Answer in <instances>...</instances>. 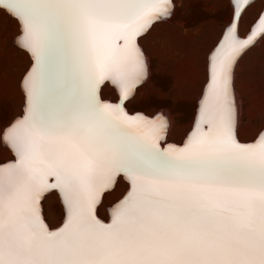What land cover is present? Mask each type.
<instances>
[{"label":"snow or ice","instance_id":"obj_1","mask_svg":"<svg viewBox=\"0 0 264 264\" xmlns=\"http://www.w3.org/2000/svg\"><path fill=\"white\" fill-rule=\"evenodd\" d=\"M231 2L195 124L182 146L162 148L164 118L130 116L123 102L147 75L137 38L172 0H0L33 60L24 115L3 134L16 159L0 164V264H264V131L240 142L232 94L264 13L244 39L237 18L250 0ZM54 55L66 72L55 103ZM105 80L115 103L97 95ZM120 175L128 188L105 222L102 197ZM50 189L64 206L56 227L39 208Z\"/></svg>","mask_w":264,"mask_h":264},{"label":"rangeland","instance_id":"obj_2","mask_svg":"<svg viewBox=\"0 0 264 264\" xmlns=\"http://www.w3.org/2000/svg\"><path fill=\"white\" fill-rule=\"evenodd\" d=\"M172 5L170 16L156 21L137 38L146 55L147 75L125 107L128 112L154 115L162 111L167 117L169 115L173 126L166 133L165 141L179 144L191 124H195L199 100L207 83L208 57L232 18L233 5L231 0H172ZM263 8L264 0H253L243 12L242 20L251 15L255 22ZM254 22L255 25L257 22ZM253 24L243 35L254 27ZM19 31L14 17L0 9V163L15 156L4 142L3 134L7 129L4 128L23 110L20 79L29 59L25 56L26 50L16 43ZM238 31L240 33V24ZM262 36L242 52L235 68L233 87L237 90L240 110L236 130L238 138L244 142L254 139L264 127ZM101 95L103 99L117 100L116 89L111 83L103 85ZM126 189L127 181L120 175L114 187L102 197L98 210L100 218L108 219L111 208L108 206ZM50 193L42 199V207L47 223L55 227L63 220L64 206L56 190Z\"/></svg>","mask_w":264,"mask_h":264},{"label":"bare ground","instance_id":"obj_3","mask_svg":"<svg viewBox=\"0 0 264 264\" xmlns=\"http://www.w3.org/2000/svg\"><path fill=\"white\" fill-rule=\"evenodd\" d=\"M253 0H250V3L252 2ZM249 6V4L248 5H245V9L247 8ZM263 10V9H262ZM245 11V10H244ZM243 11V12H244ZM243 12H242V14H243ZM260 13H261V11H260ZM260 13H259V15H260ZM242 14H241V16L240 17H238L237 18V22H238V28H239V24H240V20H241V17H242ZM258 15V16H259ZM258 16H257V18H258ZM256 18V19H257ZM256 19H255V21H256ZM258 23V22H257ZM257 23L254 25L253 24V26L255 27L256 25H257ZM252 26V27H253ZM253 29V28H252ZM252 29H251V31H252ZM239 30V29H238ZM251 31L250 32H248V34H246V35H243V36H241L240 34V37L241 38H244V39H246L247 37L246 36H248L250 33H251ZM223 33V32H222ZM238 33H239V31H238ZM246 37V38H245ZM263 37V36H262ZM261 36H258L257 38H256V40L255 41H257L259 38L261 39L262 38ZM222 38H223V35H222ZM221 38V39H222ZM254 41V42H255ZM259 41V40H258ZM257 41V42H258ZM139 42V41H138ZM253 42V43H254ZM219 44V43H218ZM217 44V45H218ZM216 45V46H217ZM138 46L140 47V45L138 44ZM140 49H141V51L143 52V50H142V48L140 47ZM215 49V48H214ZM214 49H212V51L214 50ZM143 55H144V53H143ZM145 56L146 55H144V60L146 59L145 58ZM238 59H239V57L237 58V60H236V63H235V66H234V70H233V74H232V94H233V97H234V101H235V105H236V110H237V126H238V117H240L239 116V104H238V101H237V99H239V97L237 98V96L238 95H236L237 93V90L235 91L234 90V87H233V84H234V76H235V68H236V64L238 63ZM145 64L147 65V62H146V60H145ZM207 79H208V73H207ZM65 82H66V72H65V67H64V64H63V61H62V59H61V57L60 56H58V55H54L53 56V58H52V60H51V65H50V77H49V89H50V92H51V97H52V100H53V102L55 103L56 102V100H57V93H58V90H60V89H62V88H64V86H65ZM206 82H207V80H206ZM106 83H111L110 81H108V80H106V81H104V83L103 84H101V86H100V90H99V97H100V99H102L103 100V97H102V95H101V90H102V87H103V85H105ZM112 84V83H111ZM138 86V85H137ZM137 86H136V88H137ZM115 87V86H114ZM24 89V88H23ZM115 89H116V87H115ZM135 90V89H134ZM134 90H133V92H134ZM116 92H117V98H118V95H119V91L116 89ZM133 94V93H132ZM131 97V96H130ZM130 97H129V99H130ZM201 97H202V94H201ZM201 97H200V99H201ZM25 98V99H24ZM23 104L25 103V105H24V107H23V110H22V112H24V110H25V106H26V93H25V90H24V96H23ZM128 99V100H129ZM128 100H126L124 103H123V107L124 108H126L125 107V104H126V102L128 101ZM108 102H114V101H116V100H107ZM199 102H200V100H199ZM198 106H199V104H198ZM199 111V110H198ZM126 112H128V110L126 109ZM128 113H131V112H128ZM143 115H147V117H145L144 116V118H146V120L147 121H158V119L160 118V117H163L164 118V120L166 121V123H167V127H166V129L162 132L163 134H165L166 135V133H168V131H169V129L171 128L172 129V126H173V124L171 123V121H169V119H168V117H170L169 115H168V117H167V115L166 114H164L162 111H158L157 112V114L153 117V118H150V117H148V116H152V115H148V114H145V113H143ZM21 119V118H20ZM194 120H196V117H195V119ZM240 120V119H239ZM194 123V122H193ZM192 123V124H193ZM192 124H191V126H190V129L192 128ZM194 126V125H193ZM189 129V130H190ZM236 129H237V127H236ZM237 131V130H236ZM163 134H162V137H163ZM187 134V133H186ZM186 136V135H185ZM238 136V135H237ZM3 139H4V135H3ZM163 139V138H162ZM239 139V138H238ZM240 140V142H244V141H242L241 139H239ZM253 140V139H252ZM183 141V140H182ZM182 141H181V143H182ZM4 142H5V140H4ZM245 142H248V141H245ZM6 143V142H5ZM175 144H177V143H175ZM175 144H170V145H175ZM180 144V143H179ZM6 145H9L8 143H6ZM160 145L161 146H163V144L161 143V141H160ZM10 146V145H9ZM167 147V146H166ZM11 148V147H10ZM11 150H12V148H11ZM12 152H13V150H12ZM14 153V152H13ZM14 157H16V156H13V158ZM127 188H128V182H127ZM57 191V193L60 195V193H59V190L57 189L56 190ZM107 192V191H106ZM105 192V193H106ZM47 193L49 194L50 192H46V194L44 193L43 194V198L44 197H46V195H47ZM51 194V193H50ZM41 197V198H42ZM60 197H61V195H60ZM42 198V199H43ZM42 199L40 200V214H41V216H42V218L45 220V222L47 223V221H46V219H45V216H44V213H43V207H42ZM61 201H62V203H63V200H62V198H61ZM108 219H109V217H108ZM107 219V220H108ZM48 224V223H47ZM49 225V224H48ZM57 226V225H56Z\"/></svg>","mask_w":264,"mask_h":264},{"label":"water","instance_id":"obj_4","mask_svg":"<svg viewBox=\"0 0 264 264\" xmlns=\"http://www.w3.org/2000/svg\"><path fill=\"white\" fill-rule=\"evenodd\" d=\"M264 12V8H263V10L261 11V13H260V15L262 14ZM260 15L258 16V18L256 19V21L255 22H257L258 20H259V17H260ZM254 22V23H255ZM18 36V34L15 36V38ZM247 37V36H246ZM245 37V38H246ZM33 63V62H32ZM32 63L30 64V66H29V68L27 69V71L24 73V75H23V77H22V79H21V81L23 80V78H24V76L28 73V71L30 70V68L32 67ZM106 81V80H105ZM104 82H102L101 84H103ZM101 84H99L98 85V89H97V95H98V97H99V90H100V86H101ZM100 98V97H99ZM25 99V98H24ZM119 99V95H118V98H117V100ZM103 100H108V99H103ZM117 100L116 101H114V102H112V103H115V102H117ZM125 102V101H124ZM123 102V103H124ZM24 105H25V103L23 104V107H24ZM123 109H124V111L126 112V108H124L123 107ZM128 113V112H127ZM23 115H24V112H22V114L21 115H17V116H15L14 118H13V120L10 122V124H8L4 129H6V128H8V127H10L17 119H20V118H22L23 117ZM128 115H130V116H141V117H147V115H143V112L142 111H134V112H131V113H128ZM156 114L154 113V115H152V116H148V117H150V118H153L154 116H155ZM192 128H193V124H192ZM192 128L187 132V134H186V136L184 137V139H183V141H182V143H180V144H175L174 142H172V141H165V134H163V139H161L160 141L162 142V144H163V146H161L162 148L163 147H166V146H168V145H170V144H175V145H177V146H182L183 145V143H184V141H185V139L187 138V135L191 132V130H192ZM264 130V127L258 132V134L261 132V131H263ZM3 134V133H2ZM161 134V135H162ZM258 134H257V136H258ZM256 136V137H257ZM256 137L253 139V140H251V141H248V142H241V143H251V142H253L255 139H256ZM13 153V152H12ZM14 154V153H13ZM16 159V157H14V158H11V159H8V160H6V161H4V162H1L0 164H6V163H8L9 161H14ZM50 180H52V178H49ZM54 190H57V189H50V190H48L47 192H51V191H54ZM126 191H127V189H126ZM125 191V192H126ZM124 192V193H125ZM45 194H46V192H45ZM123 196V195H122ZM122 196L120 197V198H122ZM43 198V197H42ZM41 198V199H42ZM120 198H118L115 202H117ZM115 202H113L110 206H108V208L109 207H112V205L115 203ZM39 208H40V205H39ZM101 219H103V218H101ZM104 220V219H103ZM105 222H108V220H105ZM62 223V222H61ZM60 224V223H59ZM59 224L57 225V226H59ZM56 227V226H55Z\"/></svg>","mask_w":264,"mask_h":264},{"label":"crops","instance_id":"obj_5","mask_svg":"<svg viewBox=\"0 0 264 264\" xmlns=\"http://www.w3.org/2000/svg\"><path fill=\"white\" fill-rule=\"evenodd\" d=\"M244 14V13H243ZM242 14V15H243ZM243 17V16H242ZM242 17H241V20H240V35L241 36H243V34H245L246 33V31L247 30H249V27H250V25L251 24H253V22H254V19L252 20L251 19V17H253V16H251V15H248L246 18H245V20H242ZM14 19H15V21L17 22V24H18V27H19V30H20V24H19V22H18V20L14 17ZM250 21V22H249ZM239 29V28H238ZM251 31V30H250ZM249 31V32H250ZM248 34V33H247ZM26 54H25V56H26V58H28L29 59V65L27 66V68H26V71H27V69L29 68V66H30V64L33 62V60H32V57H31V54L26 50V52H25ZM31 69V68H30ZM25 71V72H26ZM24 72V73H25ZM24 73H23V75H24ZM23 75L21 76V79H22V77H23ZM21 79H20V87H21V89H20V92L22 93V97H23V95H24V90H23V87H22V82H23V80L21 81Z\"/></svg>","mask_w":264,"mask_h":264}]
</instances>
